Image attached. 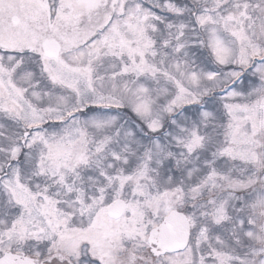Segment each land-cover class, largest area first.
<instances>
[{
	"label": "snow or ice",
	"instance_id": "obj_1",
	"mask_svg": "<svg viewBox=\"0 0 264 264\" xmlns=\"http://www.w3.org/2000/svg\"><path fill=\"white\" fill-rule=\"evenodd\" d=\"M0 264H264V0H0Z\"/></svg>",
	"mask_w": 264,
	"mask_h": 264
}]
</instances>
